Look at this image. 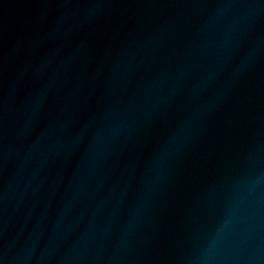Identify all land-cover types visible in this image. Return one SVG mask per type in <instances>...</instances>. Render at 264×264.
Wrapping results in <instances>:
<instances>
[{
    "label": "water",
    "instance_id": "95a60500",
    "mask_svg": "<svg viewBox=\"0 0 264 264\" xmlns=\"http://www.w3.org/2000/svg\"><path fill=\"white\" fill-rule=\"evenodd\" d=\"M0 264H264V0H0Z\"/></svg>",
    "mask_w": 264,
    "mask_h": 264
}]
</instances>
